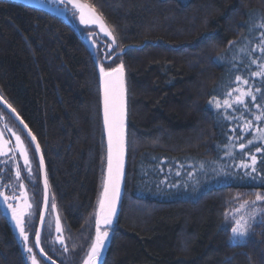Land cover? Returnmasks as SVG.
Listing matches in <instances>:
<instances>
[{"label":"trees","instance_id":"obj_1","mask_svg":"<svg viewBox=\"0 0 264 264\" xmlns=\"http://www.w3.org/2000/svg\"><path fill=\"white\" fill-rule=\"evenodd\" d=\"M81 1L115 36L127 82L124 193L102 264H264V200L248 203L249 231L230 240L232 214L264 196V151L257 171L242 166L264 147L241 131L264 100L251 75L264 0ZM237 75L257 96L239 119L243 106H223L247 86ZM0 95L36 137L69 240L88 242L105 152L91 53L60 19L0 0ZM0 264H26L1 208Z\"/></svg>","mask_w":264,"mask_h":264},{"label":"snow or ice","instance_id":"obj_2","mask_svg":"<svg viewBox=\"0 0 264 264\" xmlns=\"http://www.w3.org/2000/svg\"><path fill=\"white\" fill-rule=\"evenodd\" d=\"M70 3H73L74 7L80 13V23L81 24H95L100 27L113 41V44L116 42L115 36L111 31L108 30L107 25L104 23L103 17L95 13L93 7L88 8V19H85V8L82 5L76 4V0H69ZM257 27L264 28V23L257 25ZM261 56L259 58H253L251 60L252 64H255L259 69L257 71L251 72L253 77H259L264 80V34L260 39L259 44L257 45ZM256 49H252L255 51ZM238 85H247L249 82L247 79L241 75L235 77ZM100 81L103 93V122L104 130L107 134V166L106 173L103 178V191L100 194L99 198V211L96 213L95 219V237L91 243L90 250L87 253V258L84 260L83 264H97L101 251L109 238L110 232L108 228L112 224L113 217L116 212V203L119 199L120 194V183L121 177L123 175V158L126 147L125 141V132H124V119H125V110H124V84H123V65L106 71L104 67H100ZM239 93L233 97V93ZM256 92L260 93L261 96H264V88L257 87ZM228 99H224L223 106L226 110L232 109L233 111H240L239 106H243V111H240V117H243L244 112L249 110V105L246 103V98L250 97L253 102L257 101V96L252 92L251 88L236 87L232 91L227 93ZM215 99V97L213 98ZM0 103H6L3 100V97H0ZM211 104L212 101H209ZM234 105L236 107H234ZM11 111L15 112V109H12L8 105ZM216 107L219 109L221 107L220 101H216ZM257 107L260 108V114L255 116L257 121H264V106L257 103ZM20 120V117H16ZM227 118V117H225ZM21 124H24L23 120H20ZM24 127L27 129V125L24 124ZM252 128V121H246L241 128V131L250 130ZM28 135L31 136L33 143L36 142V137L28 132ZM264 141V129H257L256 134L254 135L253 140H248V144H253L255 139ZM231 139V137H229ZM243 139V137H240ZM17 148L20 151V155L24 159V164L30 169V162L28 159V153L26 146L22 143L20 136H16ZM240 148L244 149L245 145L240 144ZM264 149H261L259 146L256 147V152H262ZM36 152H40L39 144H36ZM252 161L251 165L244 164L243 167H252L253 171H257V157L255 155H250ZM40 169L44 170V160L41 157L40 160ZM17 179H20V172L17 171ZM21 188H24V184H20ZM48 182L47 177L44 178V198L47 202L48 199ZM21 196H24V193H21ZM0 197H3V203L7 205V209L11 212L13 221H15V226L19 231L20 237L24 241L25 251L32 253L33 248L29 246V236L26 232L25 221L21 218L23 213L19 210L17 206L9 203L10 199H15V196L5 195L3 192H0ZM264 200V196L257 195L255 201H245V204L252 203L255 204L256 201ZM27 207H31V204H27ZM53 209L56 205L52 204ZM255 211H253V216ZM41 219L43 220V213L40 214ZM103 226V227H102ZM250 227L248 221L241 217L235 221V225L231 228L232 236L230 240H235L236 238H242L247 235L248 228ZM57 232H60V224L57 221ZM35 247H40V231L37 230L35 233ZM43 255V251H41ZM32 264H37L36 257L30 256ZM54 264V262H53Z\"/></svg>","mask_w":264,"mask_h":264},{"label":"rangeland","instance_id":"obj_3","mask_svg":"<svg viewBox=\"0 0 264 264\" xmlns=\"http://www.w3.org/2000/svg\"><path fill=\"white\" fill-rule=\"evenodd\" d=\"M31 1V0H29ZM36 1V0H35ZM33 2V1H32ZM48 3H46V5H48L49 7L53 8V9H65V10H59L62 16H65L64 18L67 17L68 22H70V24L73 26V28H75L78 33L80 34V36L83 39V42L85 43L87 49L90 51L94 61L96 62V65L98 66V69H100V67H104L105 69H108L109 64H111V66H119V60L112 58L111 57V52L112 51H117V47H116V42L115 44H113L112 39L104 32L100 29L99 26L95 25V24H81L80 23V13L77 10L76 7L69 5L65 0H57L55 1H46ZM35 3L38 4V2L36 1ZM45 3V2H44ZM61 3V4H60ZM62 11V12H61ZM67 11V12H66ZM65 13V14H64ZM71 15V16H70ZM85 19H88V15L85 14ZM108 30L110 31V29L108 28ZM115 59V60H114ZM114 60V61H113ZM259 70L257 67H255V71ZM249 84H247L246 88H248ZM239 95V93H238ZM262 106H264V100H263V104ZM261 110V109H260ZM260 114V112H259ZM250 121H252V128H251V138L249 140H253L254 139V135L257 132V129H264V121H262L263 125L262 126H258L255 120V117H253ZM12 135L15 137L13 139V144L11 143V145H13L11 147V149L2 151L0 150V163H1V169H0V173L1 171L6 169V166H12L14 168V179H13V185L12 186V192H10L11 194L5 193V189H6V185L3 186V193L5 195L8 196H15V199H11L14 201L13 205L17 206L19 208V210L23 213V215H28V220L30 223V227L34 226L33 229L28 231V236H29V246H31L33 248L32 253H29L27 251H25L24 248V241L22 240V238L20 237V241L21 244L24 248L25 254H26V258H27V263L28 264H32L30 256H35L37 259V264H43L36 256V253L34 251V243H33V237L35 236V224L34 220L36 219V212L37 209V197L31 196L29 194V190L26 189V186L24 188L20 187V181L25 185L26 181L24 180V176L23 178H20V181L17 179V171L20 172L21 175V170H27V172H29V167H26L24 164V159L23 157L20 155V151L17 148V140H16V136H20L17 132V130L15 128H11ZM23 139V138H22ZM22 141V143L26 146L27 148V153H28V159L30 162V169H31V165L34 166V161H33V157L30 153V150L28 149L27 145L25 144V142ZM10 144V143H9ZM254 145L255 144H259L261 146L264 147V141H260L258 138L254 140ZM253 144H248V145H253ZM260 153V152H259ZM258 152L253 151L251 155H259ZM14 154L17 155V157H14ZM33 162V163H32ZM252 162V161H251ZM35 170V168H34ZM33 174V171L31 172ZM30 173V174H31ZM31 181L29 182V184H33L35 183L36 180L33 179V177H30ZM33 179V180H32ZM39 182V181H38ZM2 192V191H0ZM21 193H24V196H21ZM12 204V203H11ZM27 204H31V207H27ZM53 204V200H51V203L49 204V211L47 213V217H46V231L48 233V235H50V239H48L46 241L47 244H50L51 246H53V248H56L58 251H67L69 254H71L72 256V260H74L75 262L72 264H83L84 260L87 257V253L90 250V246H91V242H85L82 243V245L80 244V246H74L72 244V242L69 240L67 232L65 230V227L63 226L62 220L59 216V212L57 210V208L55 207V209H53L52 207ZM0 205L4 208L6 206V204L3 203V197H0ZM253 207V208H252ZM251 210L256 211V208H254V206L252 205H248L245 204L243 206V208L240 210V212H234L232 214V219L234 220V223L236 220L240 219L241 217H245L244 219H246L248 221V217L251 213ZM256 218V217H254ZM57 221H59L60 224V232H57ZM249 223V221H248ZM250 225V223H249ZM91 237H92V232H93V228H94V219L92 217V222H91ZM111 230V229H110ZM249 231V228H248ZM247 231V232H248ZM231 233V230H230ZM232 236V233H231ZM244 238V237H242ZM242 238H236L235 240H241Z\"/></svg>","mask_w":264,"mask_h":264},{"label":"water","instance_id":"obj_4","mask_svg":"<svg viewBox=\"0 0 264 264\" xmlns=\"http://www.w3.org/2000/svg\"><path fill=\"white\" fill-rule=\"evenodd\" d=\"M2 1H6V2H11V3H17V4H21L25 7L31 8V9H36V10H40L43 11L53 17H56L58 19H60L61 21L65 22L67 25H69L76 34H78L80 36V34L78 33V31L73 28V26L70 24V22H68L67 17L64 18L65 16H62L59 10H65V9H53L51 7H49L48 5H46V1H57V0H36L38 2L35 3V0H2ZM33 1V2H32ZM69 5L74 6L73 3H70L69 0H65ZM45 2V3H44ZM61 4V3H60ZM76 4L78 5H82L85 8V14L88 15V8L89 6L87 4H85L83 1L81 0H76ZM62 12V11H61ZM67 12V11H66ZM96 13V12H95ZM65 14V13H64ZM97 14V13H96ZM71 16V15H70ZM82 42L83 39L80 36ZM84 43V42H83ZM85 44V43H84ZM86 46V45H85ZM90 52V51H89ZM96 63V62H95ZM121 65V64H120ZM97 67V72H98V83H99V91H100V113H101V124H102V131H103V139H104V146H105V152H104V162H103V173H102V178H101V182H100V186H99V192H98V197H97V202H96V207H95V211H94V215H93V219H94V228H93V232H92V237L89 239V241L92 243L94 237H95V219H96V213L99 211V198H100V194L103 191V178H104V174L106 173V166H107V134L104 130V122H103V93H102V87H101V81H100V69H98ZM118 66H114L112 68L106 69V71H110L111 69H114ZM123 84H124V110H125V119H124V132H125V141H126V147H125V152H124V158H123V175L121 177V183H120V194H119V199L116 203V212L115 215L113 217L112 220V224L111 226L108 228V231L110 232L109 238L106 241L101 254L99 256L98 262L97 264H102L104 257L107 253V249L110 245L111 239H112V233L111 230L113 228V226L116 223L117 217L119 215L120 212V207H121V202H122V198H123V193H124V185H125V177H126V161H127V82H126V74H125V70L123 67ZM4 100V99H3ZM5 101V100H4ZM6 102V101H5ZM0 105L4 108V110L17 122V124L20 126V128L23 130V132L25 133L26 137L28 138L30 144L33 147L35 156H36V160H37V164H38V170H39V175H40V183H41V191H42V203H41V211L40 214L43 213V220L41 219V216L39 217V222H38V226H37V230L40 231V236H41V231L43 229L44 223H45V219L47 216V210H48V204H49V185H48V199L47 202L45 201L44 198V178L46 176V172H45V166H44V170L41 171L40 169V160L42 156V152H41V148H40V152L37 153L36 152V144H38L37 140L35 143H33L31 136L28 135V132L30 131L27 127V129L24 127V124L20 123V120H18L16 117L18 116V114L16 112H13L10 110V108L8 107V103H0ZM12 108V107H11ZM13 109V108H12ZM48 182V180H47ZM0 191L4 192L2 189H0ZM9 203H14L13 200H9ZM0 208L4 214V216L6 217V219L8 220V222L11 225L12 231L14 233V235L16 236V239L18 240V243L20 245V248L22 250V254H23V258L25 260V263H27V258H26V254L24 251V248L21 244L20 239V234L18 229L15 226V221H13L12 216H11V212L8 211L7 209V205L3 208L0 205ZM28 215H22V219L25 220V218H27ZM103 227V226H102ZM35 240H36V236H35ZM35 240H34V245H35ZM35 250L39 256V258L44 261L46 264H53V261L50 260L44 253L43 255H41V247L37 248L35 247ZM87 258V257H86ZM54 264H56L54 262Z\"/></svg>","mask_w":264,"mask_h":264},{"label":"flooded vegetation","instance_id":"obj_5","mask_svg":"<svg viewBox=\"0 0 264 264\" xmlns=\"http://www.w3.org/2000/svg\"><path fill=\"white\" fill-rule=\"evenodd\" d=\"M1 97V95H0ZM15 128L18 132V134L20 135V138L25 142V144L27 145L28 149L30 150V153L33 157V161H34V166L31 165V169H29V172H27V170H21V175L20 178H23V176L25 177L24 180L26 181L25 186L26 189L29 190V194L31 196H34L36 194L37 189L35 190V188L32 186V183L29 184V182L31 181L30 177H33L34 180H36V183L38 184L39 180H40V175H39V170H38V164H37V160H36V156L33 150L32 145L30 144L28 138L26 137L25 133L23 132V130L20 128V126L17 124V122L4 110V108L0 105V150L5 151L8 149H11V147L13 145H11V143L13 144V139L15 138L12 135L11 128ZM10 143V144H9ZM14 157L16 158L17 155L14 154ZM1 166V163H0ZM35 168V170H34ZM1 169V167H0ZM33 171V174L31 173ZM31 173V174H30ZM14 168L12 166H6V169L3 171H1L0 173V189L3 190V186L6 187L5 189V193L11 194L10 192H12V186L13 185V179H14ZM32 179V180H33ZM13 193V192H12ZM37 199V198H36ZM52 197L49 191V204L51 203ZM41 203H42V191L40 192V202L37 201V212H36V219L34 220L35 224V233L37 231V226H38V222H39V217H40V211H41ZM49 204H48V210L47 213L49 211ZM47 217V216H46ZM25 227H26V232L28 234V231L33 229L34 226L30 227V223L28 220V217L25 218ZM46 219H45V223L43 226V229L41 231V236H40V247L43 251V253L53 262H55L56 264H72L75 261L72 260V255L69 254L67 251H58L56 248H53V246H51L50 244H47L46 241L48 239H50V235H48L47 231H46ZM35 240V236L33 237V243ZM34 251L36 253L37 258L43 263L46 264L44 261H42L36 250H35V245H34Z\"/></svg>","mask_w":264,"mask_h":264},{"label":"bare ground","instance_id":"obj_6","mask_svg":"<svg viewBox=\"0 0 264 264\" xmlns=\"http://www.w3.org/2000/svg\"><path fill=\"white\" fill-rule=\"evenodd\" d=\"M21 119V118H20ZM19 181H20V179H19ZM20 184H23L21 181H20ZM34 184V183H33ZM33 184H32V186H33ZM39 186H40V189H41V183H40V180H39Z\"/></svg>","mask_w":264,"mask_h":264}]
</instances>
